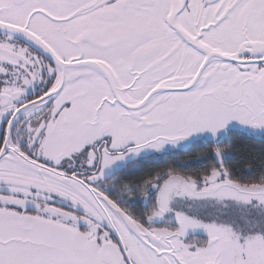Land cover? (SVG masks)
<instances>
[{"label": "snow or ice", "instance_id": "obj_1", "mask_svg": "<svg viewBox=\"0 0 264 264\" xmlns=\"http://www.w3.org/2000/svg\"><path fill=\"white\" fill-rule=\"evenodd\" d=\"M233 125L264 133V0H0V264H264ZM193 137L206 170L108 179Z\"/></svg>", "mask_w": 264, "mask_h": 264}, {"label": "trees", "instance_id": "obj_2", "mask_svg": "<svg viewBox=\"0 0 264 264\" xmlns=\"http://www.w3.org/2000/svg\"><path fill=\"white\" fill-rule=\"evenodd\" d=\"M232 140L233 151L230 152L231 157L225 160L227 166L231 167L236 176L241 180L251 181L257 179L258 176L251 170L244 167V159L251 160L252 157L264 147V135L262 137L248 136L240 132ZM229 142L228 137L221 139L220 147H224ZM194 145V144H193ZM213 142L198 143L191 149L174 152L165 159L158 162L145 163L133 171L123 182L140 183L157 169L167 168L169 166L179 169L182 172L191 173L194 171H203L211 164L216 162V157L211 154ZM207 152L210 155L205 158H197V153ZM242 173V174H241Z\"/></svg>", "mask_w": 264, "mask_h": 264}, {"label": "rangeland", "instance_id": "obj_3", "mask_svg": "<svg viewBox=\"0 0 264 264\" xmlns=\"http://www.w3.org/2000/svg\"><path fill=\"white\" fill-rule=\"evenodd\" d=\"M231 129L232 130H238V131L246 132V133H248V134H250V135H252L254 137H257V138L262 137L264 135V133L254 132V131H252L250 129H243L239 125H233ZM223 138H227V137H223L222 136L221 139H223ZM205 141L206 142H213L211 140V138L193 137L190 140L181 143L177 147L166 146L165 149L163 151H161V152H154V151H151V150L145 151V152L141 153L139 157L129 158V160L127 162L117 165L116 168L126 167L129 164L138 163V162H141V161L142 162L145 161V163H147V164L151 163V162H158L159 160L165 159L168 155L174 153L173 151L177 152L179 149L182 150L185 147H188V146H191V145L194 146L195 144H198V143H201V142L204 143ZM230 157H231V154L228 153L226 155V157H225V160L227 158H230Z\"/></svg>", "mask_w": 264, "mask_h": 264}, {"label": "flooded vegetation", "instance_id": "obj_4", "mask_svg": "<svg viewBox=\"0 0 264 264\" xmlns=\"http://www.w3.org/2000/svg\"><path fill=\"white\" fill-rule=\"evenodd\" d=\"M231 131L232 132H240V133H243L245 135L252 136V135H250L246 132H243V131L232 130V129H231ZM204 143H207V142L205 141ZM191 148H192V145L185 147L182 150H188ZM182 150L179 149L177 152L182 151ZM173 152H175V151H173ZM141 162L132 163L126 167H119V168L112 170L111 172L108 173V179L111 181L113 178H115L116 184L123 182L124 178H127L133 171H135L141 165ZM102 187H103V185H102ZM106 190L108 191V193L110 195H112V196L116 195V189L115 188L109 187ZM128 206L131 207V209L137 214H142L145 210H147V207H148L147 204H142V203L134 202L131 200L128 201Z\"/></svg>", "mask_w": 264, "mask_h": 264}]
</instances>
